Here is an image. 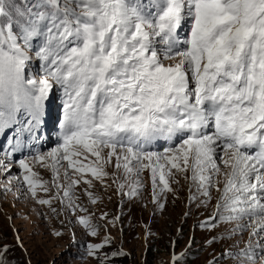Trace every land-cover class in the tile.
<instances>
[{"label":"snow or ice","instance_id":"6c2138e0","mask_svg":"<svg viewBox=\"0 0 264 264\" xmlns=\"http://www.w3.org/2000/svg\"><path fill=\"white\" fill-rule=\"evenodd\" d=\"M57 91L62 116L45 149V101ZM5 134L0 193L74 215L88 211L78 187L92 204L97 182L131 199L147 171L155 215L169 194L179 198L182 178L183 220L211 207L197 226L217 233L207 246L224 244L206 264H264V0H0ZM90 219L74 222L98 236ZM99 219L107 229L121 217ZM111 243L88 244V255L98 264L126 255H99ZM185 256L173 251L171 264Z\"/></svg>","mask_w":264,"mask_h":264},{"label":"rangeland","instance_id":"374dc122","mask_svg":"<svg viewBox=\"0 0 264 264\" xmlns=\"http://www.w3.org/2000/svg\"><path fill=\"white\" fill-rule=\"evenodd\" d=\"M37 170L45 179L51 180L50 172ZM141 179L143 189L131 199L121 195L115 185L105 190L97 182L92 191L102 199H98L96 204L89 201L82 190L83 186H80L76 189L80 197L77 202L88 211H78L74 215L64 213L59 217H54L47 206L35 204L31 199L21 197L17 200L13 192L6 195L0 193V246H10L6 253L8 264H98L93 256L88 255L87 246L90 243H104L106 236L111 237L112 243L106 244L99 255L108 253L111 256L121 250L126 253L112 257L110 264H171L173 251L176 254L186 253L179 264H206L213 250L217 254L221 251L223 243L213 247L205 244L206 237L217 233L197 226L212 211L211 207L205 211L193 206L192 215L186 222L183 220L188 185L182 178L177 193L179 198L175 199L169 194L165 209L156 210L155 215L151 202L150 172H144ZM172 187L177 188V185L173 184ZM128 191L126 187L124 192ZM213 195L215 197L217 194ZM53 206L58 208L59 204L54 201ZM101 213H107L108 220L117 216L121 219L116 221L114 227L109 225L105 229V221L99 219ZM80 215L90 216V222L100 226L98 236L86 235L87 230L74 222L75 217ZM56 231L63 235L56 236ZM17 235L23 247L17 246ZM191 236H194V241L188 247Z\"/></svg>","mask_w":264,"mask_h":264},{"label":"trees","instance_id":"16d2710c","mask_svg":"<svg viewBox=\"0 0 264 264\" xmlns=\"http://www.w3.org/2000/svg\"><path fill=\"white\" fill-rule=\"evenodd\" d=\"M19 264H23L22 262H19Z\"/></svg>","mask_w":264,"mask_h":264},{"label":"bare ground","instance_id":"6f19581e","mask_svg":"<svg viewBox=\"0 0 264 264\" xmlns=\"http://www.w3.org/2000/svg\"><path fill=\"white\" fill-rule=\"evenodd\" d=\"M160 150H161V148H160Z\"/></svg>","mask_w":264,"mask_h":264}]
</instances>
